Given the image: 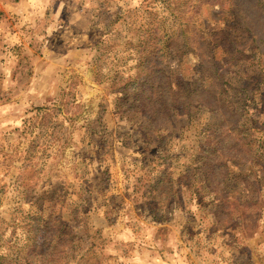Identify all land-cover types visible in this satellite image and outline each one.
I'll use <instances>...</instances> for the list:
<instances>
[{"label":"rangeland","instance_id":"rangeland-1","mask_svg":"<svg viewBox=\"0 0 264 264\" xmlns=\"http://www.w3.org/2000/svg\"><path fill=\"white\" fill-rule=\"evenodd\" d=\"M176 5L0 0V255L264 264V48L227 9ZM152 29L167 37L162 68L180 90L159 114L136 80ZM212 55L232 86L229 149V115L204 93ZM209 163L225 167L206 177ZM59 218L68 230L45 233Z\"/></svg>","mask_w":264,"mask_h":264},{"label":"trees","instance_id":"trees-1","mask_svg":"<svg viewBox=\"0 0 264 264\" xmlns=\"http://www.w3.org/2000/svg\"><path fill=\"white\" fill-rule=\"evenodd\" d=\"M176 1V6L174 8H180V2L183 3L187 8H189L193 13L199 11L200 6L202 5H212L217 6L220 9H227L235 21L239 22L246 32L249 35V38L255 44L256 47L264 48V0H174ZM172 11V10H171ZM191 17V16H190ZM187 23L186 26H189ZM193 26V24H192ZM186 29L184 28L183 31ZM159 31L157 29H152L149 36L146 38V52L143 54L145 57V62H139L140 73L136 78L137 82L141 87V94L144 97V100L147 102V110L159 114V111L162 109L165 111L168 109L171 104L175 101L177 95L180 93V90L177 88V85L170 81L169 76L166 74V71L162 68V62L167 52L168 44L166 43L167 37L161 38L158 35ZM154 36V37H152ZM207 64L209 66H207ZM206 69L207 74H203L202 77H208V85L205 89V94L207 98V103L214 102L219 103L222 107L225 103V96L228 94V91L231 89V85L222 78V74L219 71V68L216 64L215 57L212 55L210 61L203 60L201 67ZM205 71V70H204ZM126 86V85H125ZM225 111L228 113L229 117H226L225 122L228 124V136L221 139L219 147L220 148H233L236 146L231 136L232 131L237 129L238 125L236 119L231 116L230 109H227L226 106H223ZM225 167L223 164L212 165L211 163L207 164L204 168V173L206 177L210 174L215 173V170ZM229 204L223 199L218 200L217 211L226 214ZM33 227V225L31 224ZM64 228L68 230V226L59 218L54 223L45 224V233L48 234L49 231H53L52 236H58L59 228ZM51 236V237H52ZM47 244L43 242L42 246ZM41 246V247H42ZM49 246V243H48ZM45 250V248H42ZM43 251V250H41ZM33 250L31 248L25 249L22 252L24 256H32ZM33 257V256H32ZM0 264H14L13 259L8 256L0 255Z\"/></svg>","mask_w":264,"mask_h":264}]
</instances>
